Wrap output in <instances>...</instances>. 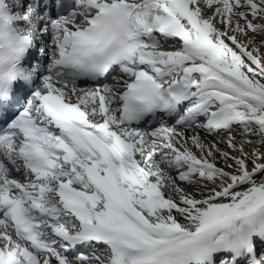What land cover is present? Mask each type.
Returning a JSON list of instances; mask_svg holds the SVG:
<instances>
[{"label":"snow or ice","instance_id":"snow-or-ice-1","mask_svg":"<svg viewBox=\"0 0 264 264\" xmlns=\"http://www.w3.org/2000/svg\"><path fill=\"white\" fill-rule=\"evenodd\" d=\"M0 264H264V0H0Z\"/></svg>","mask_w":264,"mask_h":264}]
</instances>
